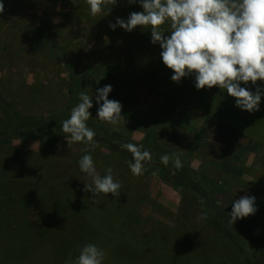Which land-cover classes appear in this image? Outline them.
<instances>
[{
  "label": "rangeland",
  "instance_id": "rangeland-1",
  "mask_svg": "<svg viewBox=\"0 0 264 264\" xmlns=\"http://www.w3.org/2000/svg\"><path fill=\"white\" fill-rule=\"evenodd\" d=\"M0 2V93L15 109L25 116L70 114L84 91L93 103L89 122L135 142L155 134L181 166L214 181L210 192L219 205L254 196L257 211L243 219L264 234L261 114L241 110L220 89L224 105L213 109L203 100L210 89L198 90L194 75L172 81L150 29L109 27L143 11L139 2L117 0L97 16L86 0ZM105 85L112 86L108 98L122 104L116 125L97 117V89ZM241 87L264 91V81ZM259 110L264 116V95ZM244 118L251 121L237 122ZM3 125L0 110V131ZM68 139L46 146L35 134L0 137V264H72L87 243L104 251L103 264H241L215 233L196 252L187 249V237L210 229L195 199L146 166L135 176L106 148L69 146ZM85 154L100 175L113 168L120 196L84 191L92 182L79 168Z\"/></svg>",
  "mask_w": 264,
  "mask_h": 264
},
{
  "label": "clouds",
  "instance_id": "clouds-1",
  "mask_svg": "<svg viewBox=\"0 0 264 264\" xmlns=\"http://www.w3.org/2000/svg\"><path fill=\"white\" fill-rule=\"evenodd\" d=\"M129 4L141 5L143 11L130 13L127 20L117 17L109 27L117 26L127 32L138 26L151 31V42L159 44L164 65L173 71L172 81L194 75L195 87L200 90L218 86L235 98L236 106L241 110L254 112L259 110L264 91L255 92L241 87V83L253 85L264 81V0H127ZM90 14L97 16L117 0H86ZM5 11L0 2V13ZM164 25H168L165 29ZM170 33V35H165ZM111 85L97 89L96 103L99 105L97 117L112 125L124 119L121 115L122 104L108 98ZM80 102L70 110L69 118L61 122V130L70 137L71 143L82 142L92 149L98 146L96 133L87 124L91 117L89 109L93 107L92 98L84 91L79 93ZM102 101V103H101ZM120 147L132 154L128 167L135 176L144 171V161L151 160V154L142 150V146L133 143H121ZM83 151H89L85 148ZM173 162L175 168L181 167L178 155L165 154L161 162L167 165ZM79 168L91 179L84 191L92 192L93 197L111 193L120 196L122 185L113 176V168L107 167L100 175L95 167L92 155L85 154L79 161ZM155 174V173H154ZM203 203V201H201ZM219 204L220 201H217ZM257 211L254 196H241L235 200L228 213L229 225L238 219L254 215ZM104 251L97 245L87 243L82 246L79 255L72 264H103Z\"/></svg>",
  "mask_w": 264,
  "mask_h": 264
},
{
  "label": "trees",
  "instance_id": "trees-1",
  "mask_svg": "<svg viewBox=\"0 0 264 264\" xmlns=\"http://www.w3.org/2000/svg\"><path fill=\"white\" fill-rule=\"evenodd\" d=\"M220 88L214 86L210 88L208 94L203 96L213 109L221 108L224 105L221 97L218 96ZM224 92V90H221ZM222 93V92H220ZM222 95V94H220ZM230 98H232L230 96ZM201 103V102H200ZM227 103V102H226ZM0 110L4 117V125L0 131V137H10L12 139H21L29 134H35L41 137L46 146L68 137L61 130V122L69 118L70 114H51L49 116H25L15 109L11 103L6 100L0 93ZM232 112V111H231ZM259 124L263 123L264 116L262 111ZM232 118V117H231ZM234 119V118H232ZM251 121L242 119L237 121L245 124ZM226 123V122H225ZM87 124L95 133V141L97 147L106 148L110 153L118 157L128 165V161L132 160V154L120 147L121 143H133L142 146V150H147L151 154V160L144 161V166L155 172L163 182L173 186L181 191L185 196H189L199 202L201 213L205 223L210 227L204 230L200 236L189 242L191 237L185 239L187 249L196 252L205 242L206 238L215 233L219 238L223 239L235 251L240 258L241 264H264V234H258L249 228L244 219H238L233 225H229L230 219L228 213L232 210V204L226 203L219 205L211 194L210 190L214 186V181L201 172L192 170L191 168H175L172 161L167 165L161 162V156L168 154L177 155L174 151L161 149L155 134H148L142 142H135L129 138L111 132L103 126L87 121ZM228 124V123H226ZM230 125V124H228ZM70 138V137H68ZM203 201V203H201ZM187 240V241H186Z\"/></svg>",
  "mask_w": 264,
  "mask_h": 264
}]
</instances>
